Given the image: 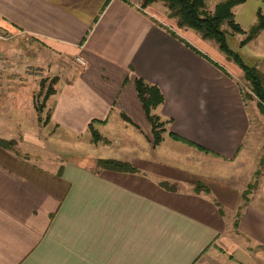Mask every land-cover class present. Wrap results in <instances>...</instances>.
Segmentation results:
<instances>
[{
  "label": "crops",
  "instance_id": "crops-1",
  "mask_svg": "<svg viewBox=\"0 0 264 264\" xmlns=\"http://www.w3.org/2000/svg\"><path fill=\"white\" fill-rule=\"evenodd\" d=\"M106 2L0 0V264H264V167L248 201L221 176L250 158L242 69L164 4ZM260 9L264 0H244L235 20L247 30ZM236 34L240 52L264 48V30L245 46ZM55 77L43 118L34 95ZM137 77L160 87L154 111L172 119L158 145ZM93 120L105 121L93 122L98 142ZM83 137L110 152L65 155Z\"/></svg>",
  "mask_w": 264,
  "mask_h": 264
},
{
  "label": "trees",
  "instance_id": "trees-1",
  "mask_svg": "<svg viewBox=\"0 0 264 264\" xmlns=\"http://www.w3.org/2000/svg\"><path fill=\"white\" fill-rule=\"evenodd\" d=\"M110 0H107L108 4ZM128 2L134 0H127ZM140 2V6L144 9L156 2H163L168 10L169 17L176 20L177 25L180 28H190L195 30L201 35L203 39L213 41L216 43L218 48L228 57V59L234 61L244 73V85H242V96L244 102L247 104L248 101H253L256 99V105L260 112L264 115V72L260 70L259 67L253 64H248L244 61L243 57L238 51L233 50L228 42V34H245V37L241 40L240 45L245 46L247 43L254 40L259 33L264 30V12L260 9L257 13V20L255 23L247 30L243 29L239 23L235 20V13L233 11L234 7L244 0H222L220 1L215 10L210 12L207 9V0H137ZM171 33L183 41L188 47L194 50L196 53L202 55L205 58L210 59L207 55L199 51L189 42L179 37L176 32L171 31ZM214 62V61H212ZM218 67L224 70L216 62H214ZM225 73L226 70H224ZM228 74V73H227ZM57 78L50 80L49 87L45 93L41 102L36 103L38 112H42L45 108L46 99L55 92L54 83ZM46 79L42 80L41 87L45 88ZM248 88L247 91L244 90V86ZM136 91L138 97L142 103L144 112L148 121L152 127L153 143L158 145L164 138V133L168 131V125L172 122V119H164L161 115L155 113V109L164 103L165 97L162 93L160 87L157 84L150 83L142 77H137L135 81ZM50 114L47 120L50 119ZM123 118L131 122V119L126 115L122 114ZM46 120V121H47ZM93 122L103 123L105 121L93 120L90 123V130L93 135V140L98 142L103 139L102 135L95 129ZM169 134L176 140H182L197 146L201 149L203 147L197 145L196 143L186 140L181 136L169 132ZM205 150V149H204ZM98 166L102 168H107L117 171H136L129 162L121 161L112 158H101L97 161ZM264 164V160H261V165ZM261 174L258 169L256 175ZM257 181V180H256ZM253 187L244 193L246 201H248V194L257 187L258 182L253 183Z\"/></svg>",
  "mask_w": 264,
  "mask_h": 264
},
{
  "label": "rangeland",
  "instance_id": "rangeland-1",
  "mask_svg": "<svg viewBox=\"0 0 264 264\" xmlns=\"http://www.w3.org/2000/svg\"><path fill=\"white\" fill-rule=\"evenodd\" d=\"M163 4H164L163 2L158 3V5L161 6ZM162 9L164 10L165 8L163 7ZM228 42L233 50L238 51L241 54V56L243 57L246 63L253 64L259 67H264V48L260 45L259 42H254L251 45L245 47L242 50V52L239 51V36L237 34H228ZM48 77H52V76L49 75ZM247 89L248 88L245 85L244 90L247 91ZM34 98L35 101L39 103L42 100V94L38 92L34 95ZM256 102L257 101L255 99L253 101L252 100L248 101L247 103L248 110L250 112V116L252 120V131L250 137L245 143L244 151L246 152L247 149L250 151L251 154V155L249 154L250 158L244 160V164H242L240 168L239 176L237 175V170L234 176L230 175L227 172L221 175L223 178L230 180L232 182L236 181L240 186H243L245 189L244 192L252 188L254 186L253 183L258 182L259 184L261 179V174L256 175V172L257 169H259L262 173L264 167V165H261V160L262 159L264 160V115L258 109L257 105L255 104ZM49 111L50 110H44L43 118L47 116ZM39 130H40L39 135L43 137L44 134L48 139V135H47L48 132L45 131L43 127L40 128ZM73 143L74 144L72 145L70 141H67L66 147L69 148L67 149L68 151L65 152V155L73 157L74 155L78 156L80 152H85L97 157V156L106 155L110 152L99 144L97 146H95L94 144H89L86 141L85 137H83L82 140H77ZM47 145L49 146L50 149L55 150L54 146H51L49 143H47Z\"/></svg>",
  "mask_w": 264,
  "mask_h": 264
},
{
  "label": "built area",
  "instance_id": "built-area-1",
  "mask_svg": "<svg viewBox=\"0 0 264 264\" xmlns=\"http://www.w3.org/2000/svg\"><path fill=\"white\" fill-rule=\"evenodd\" d=\"M81 62H83V60L82 59H79Z\"/></svg>",
  "mask_w": 264,
  "mask_h": 264
}]
</instances>
